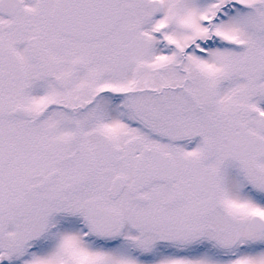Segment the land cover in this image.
<instances>
[{"label":"snow or ice","instance_id":"snow-or-ice-1","mask_svg":"<svg viewBox=\"0 0 264 264\" xmlns=\"http://www.w3.org/2000/svg\"><path fill=\"white\" fill-rule=\"evenodd\" d=\"M0 264H264V0H0Z\"/></svg>","mask_w":264,"mask_h":264}]
</instances>
